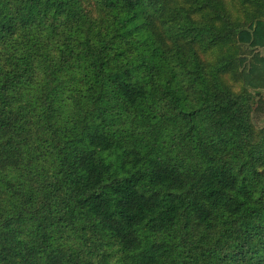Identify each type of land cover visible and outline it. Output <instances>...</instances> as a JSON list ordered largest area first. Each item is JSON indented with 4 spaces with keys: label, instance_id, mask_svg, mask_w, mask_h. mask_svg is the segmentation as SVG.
I'll use <instances>...</instances> for the list:
<instances>
[{
    "label": "trees",
    "instance_id": "obj_1",
    "mask_svg": "<svg viewBox=\"0 0 264 264\" xmlns=\"http://www.w3.org/2000/svg\"><path fill=\"white\" fill-rule=\"evenodd\" d=\"M0 264H264V0H0Z\"/></svg>",
    "mask_w": 264,
    "mask_h": 264
}]
</instances>
